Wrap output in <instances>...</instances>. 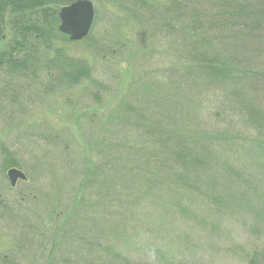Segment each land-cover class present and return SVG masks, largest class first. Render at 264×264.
<instances>
[{
  "label": "rangeland",
  "instance_id": "obj_1",
  "mask_svg": "<svg viewBox=\"0 0 264 264\" xmlns=\"http://www.w3.org/2000/svg\"><path fill=\"white\" fill-rule=\"evenodd\" d=\"M92 1L89 40L73 41L60 30L66 36L54 40L67 57L85 61L77 62L89 68V78L73 82L70 71L61 79L43 74L39 80H9L0 71V264H45L62 256L70 259L66 264L85 263L96 242L126 254L122 264H246L247 250L257 240L264 245V179L252 176L251 144L222 148V155L226 166L241 167V175L248 171L258 187L246 186L238 175L229 180L214 168L201 171L189 199L180 197L189 205L183 212L180 206L167 208L180 193L161 181L156 160L146 162L135 138L138 125L128 123L148 110L159 133L171 135L165 119L173 111L156 90L189 95L199 86H174L177 80L194 79L176 69L177 50L185 48L176 42L184 34L176 21L166 22L172 0L144 5ZM131 7L140 9L142 23ZM8 36L6 31L5 41ZM65 61L56 62L53 70L58 63L65 69ZM213 93L206 83L201 87L193 115V122L207 131L217 129L209 121ZM234 118L242 123V116ZM11 167L25 174L13 185ZM199 188L207 191V199L216 194L221 209H206Z\"/></svg>",
  "mask_w": 264,
  "mask_h": 264
},
{
  "label": "trees",
  "instance_id": "obj_2",
  "mask_svg": "<svg viewBox=\"0 0 264 264\" xmlns=\"http://www.w3.org/2000/svg\"><path fill=\"white\" fill-rule=\"evenodd\" d=\"M67 1L0 0V71L9 80H39L43 74L61 79L65 77L63 74L68 75L70 71H74V74L68 80L73 82L90 77L89 68L77 62L84 60L67 57L62 46L54 47L57 35L66 36L58 29L57 13L59 7ZM130 1L142 5L147 2ZM172 3L171 19L166 22L176 21L178 32L184 33L177 35L176 42L185 48L177 50L176 69L180 72L178 74L181 75L182 70L183 76L194 79L177 80L174 86L184 83L192 88L193 82L199 86L196 89L193 87L189 95L179 91L174 94L167 91L158 93L156 90L159 99H164L169 106L165 103L166 108L173 111L170 119H165L171 125V135L159 133L158 122L151 119L152 113L148 110L136 114L128 123L138 125L139 131L134 137L138 140L139 150L146 162L156 160L162 169L159 174L161 181L167 182L169 189L180 193V196L175 195L173 201H169L170 206L167 208L180 206L186 212L189 205L180 203V197L189 199L188 191L197 189L201 171L208 173L214 168L223 171L229 180L238 175L246 186L253 189L259 183L252 184L248 171L241 175V167L235 164L226 166L224 162L229 161L222 155L225 151L222 148L234 150L247 143L251 144L255 161L251 163L256 169L252 176L264 179V105L258 102L260 96L264 97V0H172ZM130 10L142 23L141 17L137 16L140 9L137 11L131 7ZM6 31L9 36L5 41L3 34ZM186 33H191L188 36L192 39L187 38ZM90 36L88 34L84 38L89 40ZM52 47L54 53L50 56ZM62 60H66L65 69H62L63 63H58L57 69L53 70L56 62ZM205 83L214 89L210 98L211 111H208L209 121L214 128L217 127L215 132L207 131L193 122V115L197 113L195 110L201 102L197 97L198 92ZM246 89L248 91L245 94L253 92L251 96L244 94ZM191 110L189 117L187 113ZM236 115L243 117V124L236 123ZM160 118L159 123H163V117ZM249 127L255 130V136L249 133ZM259 132L262 134L259 135ZM144 179L150 182V176ZM151 188L152 185L148 187ZM199 191L204 196L202 204L205 207L209 204L206 209H221L216 194L212 193L211 199H207V191L203 192L200 188ZM258 242L247 250L246 264H264V245ZM93 245L92 258L79 264H122L126 261V254L115 246L103 242ZM3 260L8 262L9 259ZM69 260L63 256L58 259L49 258L45 264H66Z\"/></svg>",
  "mask_w": 264,
  "mask_h": 264
},
{
  "label": "water",
  "instance_id": "obj_3",
  "mask_svg": "<svg viewBox=\"0 0 264 264\" xmlns=\"http://www.w3.org/2000/svg\"><path fill=\"white\" fill-rule=\"evenodd\" d=\"M58 29L68 34L69 38L79 40L89 33L93 18L94 6L92 0H73L63 4L58 11ZM11 184H15L18 177L25 178V174L16 167L8 169Z\"/></svg>",
  "mask_w": 264,
  "mask_h": 264
}]
</instances>
